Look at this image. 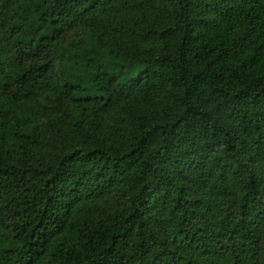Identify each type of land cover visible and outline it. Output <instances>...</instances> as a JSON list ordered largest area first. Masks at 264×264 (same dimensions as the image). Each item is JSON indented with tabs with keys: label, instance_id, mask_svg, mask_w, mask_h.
I'll list each match as a JSON object with an SVG mask.
<instances>
[{
	"label": "trees",
	"instance_id": "obj_1",
	"mask_svg": "<svg viewBox=\"0 0 264 264\" xmlns=\"http://www.w3.org/2000/svg\"><path fill=\"white\" fill-rule=\"evenodd\" d=\"M0 264H264V0H0Z\"/></svg>",
	"mask_w": 264,
	"mask_h": 264
}]
</instances>
